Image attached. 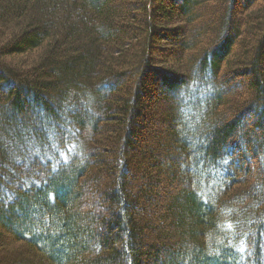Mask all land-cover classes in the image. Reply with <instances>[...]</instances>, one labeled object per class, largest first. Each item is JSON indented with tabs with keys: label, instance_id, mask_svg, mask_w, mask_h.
Instances as JSON below:
<instances>
[{
	"label": "trees",
	"instance_id": "16d2710c",
	"mask_svg": "<svg viewBox=\"0 0 264 264\" xmlns=\"http://www.w3.org/2000/svg\"><path fill=\"white\" fill-rule=\"evenodd\" d=\"M238 1L0 0V264H264V0Z\"/></svg>",
	"mask_w": 264,
	"mask_h": 264
},
{
	"label": "rangeland",
	"instance_id": "374dc122",
	"mask_svg": "<svg viewBox=\"0 0 264 264\" xmlns=\"http://www.w3.org/2000/svg\"><path fill=\"white\" fill-rule=\"evenodd\" d=\"M255 7V6H254ZM254 7H251L250 6V8L249 9H247V10H250V9H254ZM247 8V7H246ZM244 10V8H243V0H239L237 3H236V5H235V8H234V13H235V15L237 16V15H239L238 13L241 11H243ZM246 10V11H247ZM248 79L247 78H245V79H243L242 80V84L243 85H241L240 87H243V86H245V85H248L249 84V80L247 81ZM237 82H235L234 84H236ZM237 87V86H236Z\"/></svg>",
	"mask_w": 264,
	"mask_h": 264
}]
</instances>
